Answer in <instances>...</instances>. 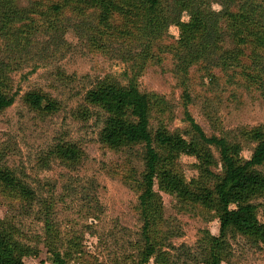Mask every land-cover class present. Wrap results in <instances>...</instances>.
Wrapping results in <instances>:
<instances>
[{
  "label": "trees",
  "instance_id": "1",
  "mask_svg": "<svg viewBox=\"0 0 264 264\" xmlns=\"http://www.w3.org/2000/svg\"><path fill=\"white\" fill-rule=\"evenodd\" d=\"M213 2L220 5L218 10L212 7ZM68 8L72 14L93 8L95 23H88L82 15L64 18L61 14ZM114 13L120 17L118 24L112 22ZM37 15L43 22H38ZM172 25L178 30L175 40L166 47L159 42L154 51V44ZM65 26L79 32L94 48H101L105 40L114 41L120 59L130 68L125 83L109 75L97 78L84 91L83 103L76 110L87 117V106L103 112L99 130L102 144L113 149L139 147L141 168L127 176L131 178L129 185L138 192L135 208L140 229L135 264L151 257L158 264H187L189 260L220 264L228 261L230 239L238 235L264 245V223L258 219L256 202L264 197V124L240 129L239 134L254 143L250 156L244 158L241 144L230 130L207 134L196 122L186 107L190 98L186 88L185 126L170 129L164 122L171 120L168 102L153 92L142 91L136 80L149 59L159 60L167 50L175 60V70L182 74L200 62L206 70L220 67L239 72L244 84L264 92V0H56L46 4L40 0H0V111L18 95L12 72L26 60L44 61L53 45L64 47ZM22 100L39 111L58 109L57 101L39 90L24 92ZM52 151L68 166H74L83 155L72 141H59ZM181 154L195 158V176L187 179L178 168ZM0 188L19 196L28 207L39 198L32 186L5 164H0ZM159 190L213 210L218 233L203 230L194 247L174 246L171 238L176 231L166 225ZM38 202L44 217L42 240L53 262L88 264L81 259L77 237L65 244L60 238L50 214L53 201L41 197ZM172 250L179 251L176 259ZM36 254L35 247L16 237L9 222L0 221V264H25L24 256Z\"/></svg>",
  "mask_w": 264,
  "mask_h": 264
},
{
  "label": "rangeland",
  "instance_id": "2",
  "mask_svg": "<svg viewBox=\"0 0 264 264\" xmlns=\"http://www.w3.org/2000/svg\"><path fill=\"white\" fill-rule=\"evenodd\" d=\"M40 1L46 4L56 0ZM212 7L218 10L220 5L213 2ZM68 10L61 14L66 19L82 15L88 18V23H95L93 8H86L80 14ZM37 20L41 23L43 17L37 15ZM112 22H120L118 13L113 14ZM65 28L64 47L57 49L53 45L44 61L26 60L12 72L13 88L18 90V95L10 106L0 111V149L3 151L0 164L12 168L39 198L33 199L32 206L28 207L19 196L0 188V221L9 222L17 238L37 249L36 255L23 257L25 264H56L42 240L44 217L38 202L41 197L50 198L53 201L50 214L60 238L65 244L77 237L85 263L135 264V242L140 229L135 208L138 192L129 185L131 178L127 176L133 169L141 168L137 157L139 147L113 149L102 144L99 130L103 112L87 106V117L76 110L83 103L84 91L97 78L109 75L125 83L127 75H131L130 68L120 59L114 41L105 40L101 48H94L79 32ZM177 34V28L170 26L153 50L156 51L159 42L166 47ZM157 59H149L136 80L142 91L153 92L168 102L171 120L164 121L168 127L185 126L183 89L186 88L190 94L186 107L203 130L207 134L230 130L231 136L235 135L241 144L240 154L248 158L254 143L246 141L239 131L264 124V92L244 84L243 76L239 72L231 73V69L206 70L199 62L182 74L175 70V60L167 50ZM30 90H39L55 99L58 109L43 112L28 107L22 95ZM156 123L154 114V127ZM59 141H72L82 149V158L74 166L53 155V146ZM177 161L187 179L195 176L193 156L181 154ZM155 189L158 190L156 186ZM159 194L166 225L176 231L171 238L174 246L194 247L203 230L218 233L219 222L213 210L179 200L175 193L159 190ZM256 202L259 203L258 219L264 223V197ZM230 243L231 255L220 264H264L262 243L241 235L231 238ZM178 253L172 250L173 259ZM143 264L158 263L151 257ZM187 264L194 263L189 260Z\"/></svg>",
  "mask_w": 264,
  "mask_h": 264
}]
</instances>
